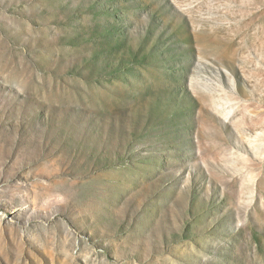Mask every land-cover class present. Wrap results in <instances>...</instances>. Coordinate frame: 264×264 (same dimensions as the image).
<instances>
[{
  "label": "rangeland",
  "instance_id": "374dc122",
  "mask_svg": "<svg viewBox=\"0 0 264 264\" xmlns=\"http://www.w3.org/2000/svg\"><path fill=\"white\" fill-rule=\"evenodd\" d=\"M0 264H264V0H0Z\"/></svg>",
  "mask_w": 264,
  "mask_h": 264
}]
</instances>
